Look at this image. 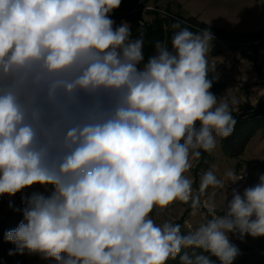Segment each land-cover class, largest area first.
Segmentation results:
<instances>
[{
  "label": "clouds",
  "instance_id": "clouds-1",
  "mask_svg": "<svg viewBox=\"0 0 264 264\" xmlns=\"http://www.w3.org/2000/svg\"><path fill=\"white\" fill-rule=\"evenodd\" d=\"M120 5L0 0V196L53 189L23 200L5 239L56 264H233L229 233L264 236V175L233 189L223 215L206 204L211 218L186 234L150 216L176 201L200 206L190 160L234 130L229 101L210 91L214 37L176 22L171 48L156 41L145 60L143 36L114 27ZM223 186L209 170L199 192Z\"/></svg>",
  "mask_w": 264,
  "mask_h": 264
},
{
  "label": "rangeland",
  "instance_id": "rangeland-1",
  "mask_svg": "<svg viewBox=\"0 0 264 264\" xmlns=\"http://www.w3.org/2000/svg\"><path fill=\"white\" fill-rule=\"evenodd\" d=\"M263 4L264 0H151L142 13L151 22L155 18V11H158L160 17L166 19V31L171 30L174 24L168 17L174 18L179 13L186 17L197 15L201 20L232 31H255L264 29ZM122 22L127 21L120 20L114 24L118 27ZM211 45L208 60L210 66L215 64V69L209 72L208 78L212 80L210 91L217 96L218 102L227 98L233 117L263 102L264 41L231 44L213 38ZM216 139V147L206 154L205 160L202 162V155L198 159H191V167L185 173L192 180L193 193L199 195L200 206L193 209L191 202L176 201L164 209L154 208L150 216L155 223H178L186 234L211 218L206 204L215 203L217 215H223L227 201L232 199L233 189L242 195L244 189L259 183L260 176L264 175V127L256 132L244 155L238 159L229 157L219 138ZM209 170L224 182V186L209 187L200 193L201 176ZM229 170L236 177L242 176V179L232 183L225 175ZM246 173L249 174L248 178L243 177ZM52 190L49 186L46 188L37 184L24 189L23 196L26 199L36 192L48 196ZM14 200L15 197L5 195V199L0 201V222ZM229 238L239 249L233 264H264V236L241 237L239 233H229ZM25 255L27 264H56L54 260L43 259L39 254L25 252Z\"/></svg>",
  "mask_w": 264,
  "mask_h": 264
},
{
  "label": "trees",
  "instance_id": "trees-1",
  "mask_svg": "<svg viewBox=\"0 0 264 264\" xmlns=\"http://www.w3.org/2000/svg\"><path fill=\"white\" fill-rule=\"evenodd\" d=\"M150 1L151 0H121L120 7L110 14V18L114 22L120 20L128 22L133 39L139 38L141 35L143 36L145 41V60H147L150 55L154 54V45L156 41L162 43L167 41L169 48H171V37L175 32L172 28L169 31L164 29L166 19L161 18L158 11H155V18L151 22L145 18L142 12ZM168 18L173 23L181 22V28H188L193 33L200 32L201 29H207L212 33L214 38L231 44L264 41V29L255 31H232L200 20L198 16L186 17L180 13L174 18ZM114 27H116L115 24ZM234 118L236 124L231 135L227 138H218L222 143L225 153L231 158L238 159L244 155L245 150H247V145L256 132L264 127V101L255 107L244 110ZM201 151L203 162L208 152ZM49 187L52 189L51 186ZM23 192L24 189L13 196L15 200L11 201L6 216L0 222V264H27L25 253L21 255L15 252L16 246L5 239V234L9 230L15 229L23 220ZM4 199L5 195L0 196V201ZM10 251L14 252V254L10 255ZM212 259L215 260L216 258L212 257ZM167 264H179V258L177 257L176 260L170 259ZM216 264H219V261H217Z\"/></svg>",
  "mask_w": 264,
  "mask_h": 264
},
{
  "label": "built area",
  "instance_id": "built-area-1",
  "mask_svg": "<svg viewBox=\"0 0 264 264\" xmlns=\"http://www.w3.org/2000/svg\"><path fill=\"white\" fill-rule=\"evenodd\" d=\"M245 176L248 178L249 174L246 173L243 177H245Z\"/></svg>",
  "mask_w": 264,
  "mask_h": 264
},
{
  "label": "crops",
  "instance_id": "crops-1",
  "mask_svg": "<svg viewBox=\"0 0 264 264\" xmlns=\"http://www.w3.org/2000/svg\"><path fill=\"white\" fill-rule=\"evenodd\" d=\"M189 16H197V15H189ZM201 20V19H200Z\"/></svg>",
  "mask_w": 264,
  "mask_h": 264
}]
</instances>
